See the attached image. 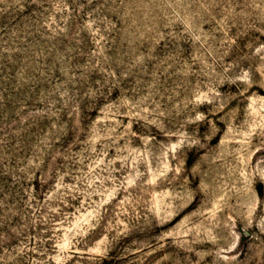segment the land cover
I'll return each instance as SVG.
<instances>
[{
  "label": "rangeland",
  "instance_id": "rangeland-1",
  "mask_svg": "<svg viewBox=\"0 0 264 264\" xmlns=\"http://www.w3.org/2000/svg\"><path fill=\"white\" fill-rule=\"evenodd\" d=\"M0 264H264V0H0Z\"/></svg>",
  "mask_w": 264,
  "mask_h": 264
}]
</instances>
